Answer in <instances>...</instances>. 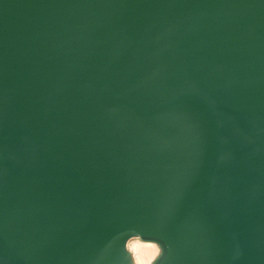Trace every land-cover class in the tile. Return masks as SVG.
<instances>
[{"label":"water","instance_id":"1","mask_svg":"<svg viewBox=\"0 0 264 264\" xmlns=\"http://www.w3.org/2000/svg\"><path fill=\"white\" fill-rule=\"evenodd\" d=\"M0 264H264V0H0Z\"/></svg>","mask_w":264,"mask_h":264}]
</instances>
